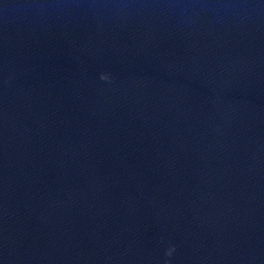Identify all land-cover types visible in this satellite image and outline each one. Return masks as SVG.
<instances>
[{
    "label": "water",
    "instance_id": "1",
    "mask_svg": "<svg viewBox=\"0 0 264 264\" xmlns=\"http://www.w3.org/2000/svg\"><path fill=\"white\" fill-rule=\"evenodd\" d=\"M0 264H264V0H0Z\"/></svg>",
    "mask_w": 264,
    "mask_h": 264
},
{
    "label": "clouds",
    "instance_id": "2",
    "mask_svg": "<svg viewBox=\"0 0 264 264\" xmlns=\"http://www.w3.org/2000/svg\"><path fill=\"white\" fill-rule=\"evenodd\" d=\"M171 253V249H169V252H168V254H170Z\"/></svg>",
    "mask_w": 264,
    "mask_h": 264
}]
</instances>
